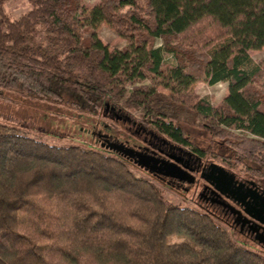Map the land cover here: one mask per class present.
Masks as SVG:
<instances>
[{
	"label": "trees",
	"instance_id": "1",
	"mask_svg": "<svg viewBox=\"0 0 264 264\" xmlns=\"http://www.w3.org/2000/svg\"><path fill=\"white\" fill-rule=\"evenodd\" d=\"M26 1L12 14L0 0V100H44L121 143L141 144L132 130L144 126L264 183V72L251 57L264 48V0ZM104 25L128 44L106 46ZM200 82L227 83L228 95L214 106ZM24 131L0 122V264H264L216 207L168 202L131 166L178 186L98 139L57 145Z\"/></svg>",
	"mask_w": 264,
	"mask_h": 264
},
{
	"label": "rangeland",
	"instance_id": "2",
	"mask_svg": "<svg viewBox=\"0 0 264 264\" xmlns=\"http://www.w3.org/2000/svg\"><path fill=\"white\" fill-rule=\"evenodd\" d=\"M86 4L89 6L97 5L100 0H85ZM9 11L14 14L21 12L23 10L30 9V4L26 0H11L8 4ZM15 16V15H13ZM98 35L103 43L110 49H119L128 44L124 38L118 36L108 25H104L100 28ZM252 59L260 64L264 72V48L260 50L251 51ZM159 90L165 93H170V91L162 86ZM195 90L202 97H207L212 102L214 106L219 105L224 98L228 95V84L218 83L216 85L210 86L205 82H200L195 85ZM14 101L0 100V122L13 126L19 129L25 130L24 132L40 137L41 139L51 142L57 145H68V144H83L90 146H98L97 141L92 137L91 132L101 131L100 129H93L92 124H87L80 117H72L67 114L61 113L58 107L51 105L44 100L38 99H25L13 95ZM125 114V113H124ZM135 119H140L138 114L132 115ZM91 129V131L87 128ZM122 126V124H120ZM124 127V124H123ZM189 133L194 137L196 141L200 143L203 147L207 146L210 138L202 131H196L191 127H186ZM139 128H134L132 134L135 136ZM115 132V131H110ZM107 133L108 135H111ZM111 138L116 140L113 135ZM119 137V136H117ZM124 140L129 139L131 146L136 144L134 138H123ZM121 142V141H120ZM123 142V141H122ZM222 143H220L216 150L224 153H231V151ZM131 169L136 176L152 180L156 182L163 190L164 197L166 200L174 205H179L182 207L197 206L201 202L200 191H196L194 188H189L188 186L180 189H174L167 185L156 181L147 172L142 171L136 166H131ZM170 242L188 241L190 238L187 236L173 235L169 238ZM192 242V241H191Z\"/></svg>",
	"mask_w": 264,
	"mask_h": 264
},
{
	"label": "flooded vegetation",
	"instance_id": "3",
	"mask_svg": "<svg viewBox=\"0 0 264 264\" xmlns=\"http://www.w3.org/2000/svg\"><path fill=\"white\" fill-rule=\"evenodd\" d=\"M117 115V114H116ZM117 118H120L117 116ZM139 130L137 134L139 136H142V142L141 144H135L134 146H131L129 143H124L127 146L133 147L137 150L143 151L144 153H147L149 155H155L157 158L161 160L171 161L169 159V155L173 154L175 156L183 155L186 159H188V162H185L191 169H193V174L196 178V182L193 185L188 184L187 182H179L178 180H174L171 178H166L161 175H156L158 178L168 181L174 186H178L179 188H184L188 186L189 188H194L196 191L201 192L200 199L201 201L212 207H216L218 211L222 214V219L226 222V224L245 238H247L249 241L254 242L261 247L264 248V244L260 243V239L264 237V222H260L254 220L251 216H249L245 212V207L243 206L242 202H238L235 199L232 198L231 192L232 191H239L240 193H257V195L260 197L258 200L261 201L263 204L262 207H259L258 210H262V214H258V218H263L264 221V183L263 182H257L255 180H252L250 178H247L245 176H238V174L235 173L236 177L235 180L232 182L231 190H228L226 197H220L216 193L213 192V189L208 186V184L201 179L200 174L205 165H208V160H204L202 157L197 155L196 153H193L190 150L185 149L181 145L178 144H172L169 143L166 139L159 138L157 135H155L151 130H148L144 126H139ZM103 133H97L96 138L98 139V142L100 146H102L103 142L105 141V137L109 138L108 136H103ZM100 137V138H99ZM110 141H114L112 139H109ZM119 142V141H115ZM121 143V142H120ZM188 152H192L193 154H188ZM200 157L202 161L198 159ZM252 182L255 183V186L252 185ZM251 188V190H250ZM223 202H226L227 204H231L235 206L238 210L242 211V214H238L235 211H233L228 206H225ZM259 202V204H261Z\"/></svg>",
	"mask_w": 264,
	"mask_h": 264
},
{
	"label": "water",
	"instance_id": "4",
	"mask_svg": "<svg viewBox=\"0 0 264 264\" xmlns=\"http://www.w3.org/2000/svg\"><path fill=\"white\" fill-rule=\"evenodd\" d=\"M104 139L105 141L103 142L102 147H106L107 149L132 160L136 165L152 174L178 180L182 183L187 182L190 185H193L196 182L193 169L185 164V162H188L189 160L183 155L175 156L170 154L168 157L171 161L161 160L155 155H149L143 151L127 146L124 143L110 141L107 137ZM188 154L193 153L188 152ZM198 159L202 161L200 157H198ZM200 177L208 184L209 187L213 189L214 193L220 197L228 198L229 196H227V191L231 190L232 182L235 180L236 175L235 173L227 170L225 167L211 162L203 167ZM252 185L255 186V183L252 182ZM255 192L256 191H254V193H240L239 191H232L231 195L236 201L242 202L245 207V212L249 216H251L254 220L257 219V221L259 220L263 223V218L257 217L258 214L263 213L262 210H258L259 207L263 206V203L259 201L261 202V204H259L258 200L260 197ZM201 195L202 194H200V196ZM223 204L231 208L236 213L242 214V211L238 210L235 206L227 204L226 202H223ZM259 241L264 244V237Z\"/></svg>",
	"mask_w": 264,
	"mask_h": 264
}]
</instances>
